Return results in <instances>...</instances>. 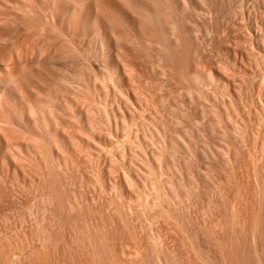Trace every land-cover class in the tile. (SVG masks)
I'll return each mask as SVG.
<instances>
[{"label": "rangeland", "instance_id": "rangeland-1", "mask_svg": "<svg viewBox=\"0 0 264 264\" xmlns=\"http://www.w3.org/2000/svg\"><path fill=\"white\" fill-rule=\"evenodd\" d=\"M0 264H264V0H0Z\"/></svg>", "mask_w": 264, "mask_h": 264}]
</instances>
